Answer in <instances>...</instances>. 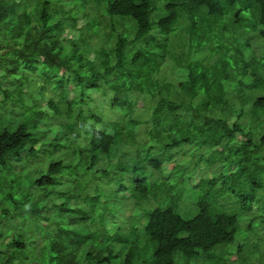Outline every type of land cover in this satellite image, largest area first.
Masks as SVG:
<instances>
[{"label": "trees", "instance_id": "trees-1", "mask_svg": "<svg viewBox=\"0 0 264 264\" xmlns=\"http://www.w3.org/2000/svg\"><path fill=\"white\" fill-rule=\"evenodd\" d=\"M160 1L0 0V264H264V0Z\"/></svg>", "mask_w": 264, "mask_h": 264}, {"label": "rangeland", "instance_id": "rangeland-1", "mask_svg": "<svg viewBox=\"0 0 264 264\" xmlns=\"http://www.w3.org/2000/svg\"><path fill=\"white\" fill-rule=\"evenodd\" d=\"M156 6H157V10L152 14V19H157L158 16H161L163 14L162 11H160V7L162 6V2L160 0H156ZM68 10L70 9V7L67 8ZM86 24V19H83V18H80L78 21H77V28H80L82 26H84ZM245 34H247L248 36H253L252 34H249V33H246V32H243ZM246 35V36H247ZM77 36H78V31H72L70 29L66 30V32L64 33V37H73V38H76L77 39ZM98 41V40H97ZM229 46L234 49L236 47H234V45L232 43L229 44ZM205 54L208 53V51H204ZM231 54V53H230ZM233 54V53H232ZM89 58H93L91 55H89ZM163 73L166 75V77H168L169 79H174L176 75L173 74V68H172V65L169 63L167 64L164 68H163ZM58 76H66L67 73L64 71V70H60L58 73H57ZM71 79V78H70ZM40 85H44L43 84V81L41 79H37L36 80V84L35 86H40ZM7 87L9 86L8 83H5L4 87ZM30 87V86H29ZM30 88H33L32 86ZM73 88H74V84H73V81L71 80V83L69 84V94H68V99H71L74 95H73ZM28 90V84H25L23 87H22V91L23 92H26ZM34 94H36V91H34ZM45 94L46 96H50L51 98H54L56 99V94L54 91L50 92V89L49 87H47L45 89ZM94 97H99V93H95L93 94ZM26 96L23 97V100L25 99ZM2 100V95L0 94V101ZM100 100V99H99ZM46 101V100H45ZM43 101L42 102V106L40 107V110L45 112V113H52L51 110L49 109V107L47 106L46 102ZM4 108V107H3ZM2 106L0 108V127H2V121L3 123H6L8 121H12L13 118L15 117V113L12 112V111H7L5 113V109H3ZM113 114V113H112ZM112 118H116L117 116L116 115H112L110 116ZM66 123L67 122V119L65 117H63L62 119H60L59 121L56 120L54 122L55 125H58V123ZM238 138H241L240 136ZM64 144V143H62ZM35 148H40V144L37 143L34 145ZM64 151V150H63ZM61 157V156H60ZM191 155L190 154H186V155H183V153H180L177 157H175L170 163H165L163 165V169H162V172H163V177L166 178L169 176V174L173 171L174 167H175V162L177 160H180V159H191ZM62 159H66V157H61ZM175 159H177L175 161ZM45 161V158L43 157H40L39 159H35L33 162H30L29 164H31V168L32 169H35V168H39V169H42V170H46V164L44 163ZM113 162H116V158L113 159ZM202 166V165H201ZM200 167L198 169H195V171L193 172V174L190 176V186L192 185H195L199 180L200 178L202 177V172L200 171ZM17 171H19L20 169L17 167L16 168ZM211 171L210 170H207V172ZM187 192H188V187L185 186V189L183 191L184 195H182V198L180 200V204H179V210L181 211V213L184 215L185 218H191L193 217L195 214H196V209L194 207H190V206H193V204L195 203H192L190 202V199L192 198H186L187 196ZM125 196L126 197H129V193L126 192L125 193ZM219 202L223 203V207H225L226 209H228L230 212L229 213H233L236 212L238 213V199H237V196H233L232 194H229L227 193L224 197V200L221 199V198H218ZM60 202V201H59ZM156 201L153 202L150 201V203H143V206H139V205H136L134 203H128L127 207H126V211H125V218H122L120 220V226L122 228H127V225H128V217H133V220H136L138 219L137 217H135L137 214H138V209L139 210H142L143 208H146V207H150L152 206L150 209H153L154 207H158L157 206V203H155ZM118 207H120L121 209H123V206L120 204L118 205ZM250 208V207H249ZM256 206L254 204L251 205V210H256ZM137 209V210H136ZM250 210V211H251ZM50 211V210H49ZM252 214V215H250ZM258 215H262V214H258ZM254 218L255 215L252 213V212H248V213H244V214H240L238 216V220H239V232H238V235L239 237H237V240H239V238H243L246 240L249 238V236L252 238L253 237V233H247L245 234V226L246 224L249 222V220L251 218ZM262 217V220L264 221V215L261 216ZM259 220V219H258ZM258 220L255 221V223L258 222ZM45 223V222H44ZM258 224V223H257ZM108 231L110 233L113 232L112 228L110 225L106 226ZM255 237L257 238H260L261 240L264 239V234H261L259 236L255 235ZM254 238V237H253ZM11 242V237L7 238L4 243L7 244V243H10ZM237 242H235L236 244ZM233 246L231 245L229 247V250L233 249L232 248ZM211 253L207 254L206 256L204 257H201L199 259H196V260H192L190 261V264H212L213 260L212 259H208V255H210ZM176 262L178 264H184L185 262L182 261L181 259L179 258H176ZM232 262H229V264H231ZM217 264H222V263H217Z\"/></svg>", "mask_w": 264, "mask_h": 264}]
</instances>
